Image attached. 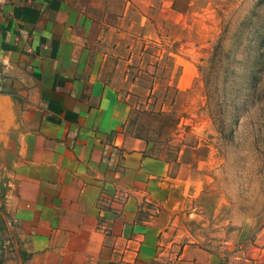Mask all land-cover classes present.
<instances>
[{"label":"rangeland","instance_id":"obj_1","mask_svg":"<svg viewBox=\"0 0 264 264\" xmlns=\"http://www.w3.org/2000/svg\"><path fill=\"white\" fill-rule=\"evenodd\" d=\"M147 1L105 25L94 55L129 107L124 133L177 180L152 197L131 186L144 200L118 249L264 264V0Z\"/></svg>","mask_w":264,"mask_h":264},{"label":"crops","instance_id":"obj_2","mask_svg":"<svg viewBox=\"0 0 264 264\" xmlns=\"http://www.w3.org/2000/svg\"><path fill=\"white\" fill-rule=\"evenodd\" d=\"M149 7L0 0V97L12 113L0 130V264H229L194 247L169 259L118 249L144 200L131 186L152 197L177 180L124 133L129 107L102 83L94 55L119 12Z\"/></svg>","mask_w":264,"mask_h":264},{"label":"water","instance_id":"obj_3","mask_svg":"<svg viewBox=\"0 0 264 264\" xmlns=\"http://www.w3.org/2000/svg\"><path fill=\"white\" fill-rule=\"evenodd\" d=\"M0 101L5 104V106H1L2 111L0 109V130L4 132L12 119V113L8 99L6 97H0Z\"/></svg>","mask_w":264,"mask_h":264},{"label":"trees","instance_id":"obj_4","mask_svg":"<svg viewBox=\"0 0 264 264\" xmlns=\"http://www.w3.org/2000/svg\"><path fill=\"white\" fill-rule=\"evenodd\" d=\"M137 138V137H136Z\"/></svg>","mask_w":264,"mask_h":264}]
</instances>
